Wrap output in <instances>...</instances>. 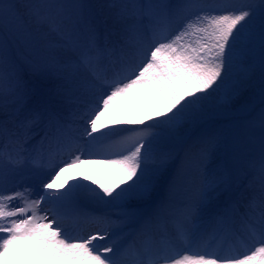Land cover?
I'll return each mask as SVG.
<instances>
[{
	"label": "snow or ice",
	"instance_id": "6c2138e0",
	"mask_svg": "<svg viewBox=\"0 0 264 264\" xmlns=\"http://www.w3.org/2000/svg\"><path fill=\"white\" fill-rule=\"evenodd\" d=\"M0 264H264V0H0Z\"/></svg>",
	"mask_w": 264,
	"mask_h": 264
},
{
	"label": "bare ground",
	"instance_id": "6f19581e",
	"mask_svg": "<svg viewBox=\"0 0 264 264\" xmlns=\"http://www.w3.org/2000/svg\"><path fill=\"white\" fill-rule=\"evenodd\" d=\"M100 2H102V0H99V3ZM76 172H81L84 173L85 175H91L95 179H99L104 182H109L112 180V177L107 173V171L99 167L85 165L83 168L77 169ZM93 186L95 187V185Z\"/></svg>",
	"mask_w": 264,
	"mask_h": 264
},
{
	"label": "rangeland",
	"instance_id": "374dc122",
	"mask_svg": "<svg viewBox=\"0 0 264 264\" xmlns=\"http://www.w3.org/2000/svg\"><path fill=\"white\" fill-rule=\"evenodd\" d=\"M88 3H99V0H85Z\"/></svg>",
	"mask_w": 264,
	"mask_h": 264
}]
</instances>
